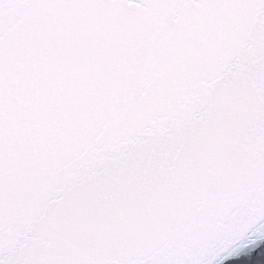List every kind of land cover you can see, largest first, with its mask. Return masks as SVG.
<instances>
[{
  "label": "snow or ice",
  "instance_id": "6c2138e0",
  "mask_svg": "<svg viewBox=\"0 0 264 264\" xmlns=\"http://www.w3.org/2000/svg\"><path fill=\"white\" fill-rule=\"evenodd\" d=\"M261 245L264 0H0V264Z\"/></svg>",
  "mask_w": 264,
  "mask_h": 264
},
{
  "label": "water",
  "instance_id": "95a60500",
  "mask_svg": "<svg viewBox=\"0 0 264 264\" xmlns=\"http://www.w3.org/2000/svg\"><path fill=\"white\" fill-rule=\"evenodd\" d=\"M242 259H247V264H264V245L252 252L250 257Z\"/></svg>",
  "mask_w": 264,
  "mask_h": 264
}]
</instances>
